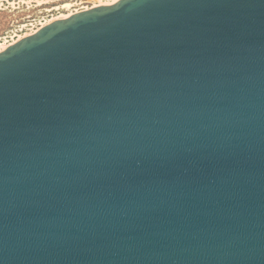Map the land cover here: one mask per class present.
<instances>
[{
  "label": "water",
  "instance_id": "95a60500",
  "mask_svg": "<svg viewBox=\"0 0 264 264\" xmlns=\"http://www.w3.org/2000/svg\"><path fill=\"white\" fill-rule=\"evenodd\" d=\"M0 264H264V0H116L1 51Z\"/></svg>",
  "mask_w": 264,
  "mask_h": 264
},
{
  "label": "rangeland",
  "instance_id": "374dc122",
  "mask_svg": "<svg viewBox=\"0 0 264 264\" xmlns=\"http://www.w3.org/2000/svg\"><path fill=\"white\" fill-rule=\"evenodd\" d=\"M66 2L73 5L70 8L63 7ZM96 2L98 0H0V43H9L19 34L30 33L39 24L41 26L61 13Z\"/></svg>",
  "mask_w": 264,
  "mask_h": 264
},
{
  "label": "bare ground",
  "instance_id": "6f19581e",
  "mask_svg": "<svg viewBox=\"0 0 264 264\" xmlns=\"http://www.w3.org/2000/svg\"><path fill=\"white\" fill-rule=\"evenodd\" d=\"M114 1H116V0H98V2L94 3V4L91 5V6H86V5H84V6L80 7V9H75V8H74L75 10H72V11H70V12H68V13H61V14H59L58 16H55L54 18L50 19L49 21H47V22H45V23H42L41 26H45L46 24H49V23L52 22L53 20L66 18V17L70 16L71 14H73V13H75V12H81L82 10L90 9V8H92V7H94V6L98 5V4L110 3V2H114ZM72 5H73V4L70 3V2H66V3L63 5V7H68V8H70ZM43 22H44V21H43ZM41 26H40V24H39V27H37L35 30H32V32H30V33H26V34H22V35L19 34V36H18L17 38H15L13 41H9V43H0V52L3 51V50H5V49H6L8 46H10L11 44H13V43L17 42L18 40L22 39L23 37L28 36V34H33V33L36 32L39 28H41Z\"/></svg>",
  "mask_w": 264,
  "mask_h": 264
}]
</instances>
